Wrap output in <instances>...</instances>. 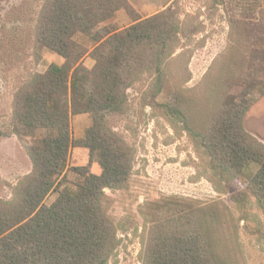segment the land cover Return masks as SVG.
I'll list each match as a JSON object with an SVG mask.
<instances>
[{
    "label": "rangeland",
    "instance_id": "1",
    "mask_svg": "<svg viewBox=\"0 0 264 264\" xmlns=\"http://www.w3.org/2000/svg\"><path fill=\"white\" fill-rule=\"evenodd\" d=\"M43 0H0V201L14 200L32 170L31 138L14 131V101L34 74L58 54L35 44L34 27ZM166 11L176 32L159 53L139 49L140 64L124 89V112L108 115L105 126L123 141L129 176L120 188L105 189L103 209L115 230L114 249L105 264H142L149 229L168 213L207 212L211 244L225 264H264V210L246 187V175L213 170L197 132L212 123L224 95L239 97L247 73L262 67L253 50L264 41L244 23L264 21V0H128L105 23L124 28ZM238 21L231 28L232 22ZM235 26V25H234ZM89 55L83 64L90 68ZM242 130L264 145V93L248 101ZM91 120L70 117L74 140ZM69 166L101 168L89 150L72 146ZM68 177L73 179L68 173ZM56 193L45 200L52 202Z\"/></svg>",
    "mask_w": 264,
    "mask_h": 264
},
{
    "label": "trees",
    "instance_id": "2",
    "mask_svg": "<svg viewBox=\"0 0 264 264\" xmlns=\"http://www.w3.org/2000/svg\"><path fill=\"white\" fill-rule=\"evenodd\" d=\"M127 7L128 0H43L35 44L63 62L34 74L15 96L14 131L31 138L33 166L14 200L0 201V264H105L114 249L115 230L102 201L106 188L126 183L130 166L123 141L104 121L124 112V89L141 62L139 49L161 52L177 29L166 11L124 28L105 23ZM244 24L264 41V21ZM253 52L262 76L255 69L247 73L239 97L224 95L212 123L196 136L213 170L240 176L257 165L246 175V187L264 210V145L241 126L252 95L264 93V45ZM86 55L94 61L90 68L83 64ZM78 114L91 122L74 140L70 117ZM72 146L88 149L100 174L88 165L69 166ZM51 193L56 197L46 203ZM207 216L168 213L150 227L142 264H225L213 250Z\"/></svg>",
    "mask_w": 264,
    "mask_h": 264
}]
</instances>
